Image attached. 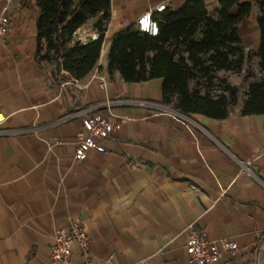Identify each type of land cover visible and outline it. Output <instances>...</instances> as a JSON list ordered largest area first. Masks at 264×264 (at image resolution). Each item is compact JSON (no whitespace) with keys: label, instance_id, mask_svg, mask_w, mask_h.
<instances>
[{"label":"crops","instance_id":"obj_1","mask_svg":"<svg viewBox=\"0 0 264 264\" xmlns=\"http://www.w3.org/2000/svg\"><path fill=\"white\" fill-rule=\"evenodd\" d=\"M187 1L111 0L99 62L75 80L36 57V1L0 0L11 18L0 39V264H54L57 230L77 223L89 234L95 264H188L187 240L203 232L238 243L219 264H264V113L241 114L245 96L226 118L181 120L163 102L162 78L126 82L107 70L117 32L159 5L177 11ZM242 1L254 14L256 0ZM205 3L216 16L219 0ZM258 15L252 31L259 46ZM248 18L239 24L244 46ZM97 19L74 38L96 39ZM95 112L121 126L102 140L104 152L77 161L78 131ZM73 258L83 264L78 247Z\"/></svg>","mask_w":264,"mask_h":264},{"label":"trees","instance_id":"obj_2","mask_svg":"<svg viewBox=\"0 0 264 264\" xmlns=\"http://www.w3.org/2000/svg\"><path fill=\"white\" fill-rule=\"evenodd\" d=\"M35 1L40 9L38 60L55 61L58 69L75 80L86 77L101 56L111 19V0ZM219 4L216 16L208 12L205 0H188L177 11L166 7L155 12L159 27L156 36L134 25L123 27L109 40L110 77L119 71L126 82L162 78L164 104H172L185 115L226 118L229 105L237 102V89L223 80L224 90L230 95H214L212 82L218 79L219 71L241 72L246 55L239 24L251 15L254 5L242 0H219ZM256 5L260 33L256 56L264 69V0H256ZM95 16L98 19L93 28L99 36L87 42L76 40L77 30ZM262 113L264 79L249 84L241 109L243 115Z\"/></svg>","mask_w":264,"mask_h":264},{"label":"built area","instance_id":"obj_3","mask_svg":"<svg viewBox=\"0 0 264 264\" xmlns=\"http://www.w3.org/2000/svg\"><path fill=\"white\" fill-rule=\"evenodd\" d=\"M162 4L155 10H150L141 15L136 21V28L144 33L156 36L159 33L158 22L154 18L155 12H161L166 9ZM11 25V18L8 13V7H0V39L6 37ZM101 86H106L105 79H102ZM136 103L140 106L156 107L152 101L139 100ZM169 111L175 114L178 119H187V115L180 113L174 108L167 107ZM5 120L0 115V124ZM121 122L114 121L100 112L87 114L82 123L81 129L77 134L75 149V159L84 161L88 154L96 150L104 152L106 150L103 139L108 138L113 132L120 128ZM32 130V129H31ZM249 175L254 176V172L249 168L250 162L243 163ZM75 247L80 249L83 264H95L91 252V239L86 229L80 224H74L72 227L59 228L55 234L54 242L49 247V253L54 264H76L73 258ZM239 249L236 241L225 238L214 240L206 233L194 234L190 236L186 243V253L188 264H219L223 255H234ZM113 255L110 256V259Z\"/></svg>","mask_w":264,"mask_h":264},{"label":"rangeland","instance_id":"obj_4","mask_svg":"<svg viewBox=\"0 0 264 264\" xmlns=\"http://www.w3.org/2000/svg\"><path fill=\"white\" fill-rule=\"evenodd\" d=\"M255 11H258V7L256 5L254 7V14ZM254 14L252 13V16H250V18H248L245 22V26H242V28L245 27L246 29V44L244 46L246 58L241 72L219 71L217 73L218 79L212 82L214 95H230L229 92L224 90L225 83H223V80H226V82L231 86L236 87L237 102L236 104L229 105V109H234L241 101L244 100L248 86L251 82L264 79V69L260 66V58L256 56L258 45L255 44L254 34L252 31L253 25L256 23ZM219 79H221V81ZM192 83L195 85L194 81Z\"/></svg>","mask_w":264,"mask_h":264}]
</instances>
